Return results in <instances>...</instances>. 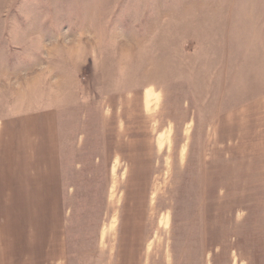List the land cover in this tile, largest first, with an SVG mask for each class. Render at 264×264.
<instances>
[{
    "label": "rangeland",
    "instance_id": "1",
    "mask_svg": "<svg viewBox=\"0 0 264 264\" xmlns=\"http://www.w3.org/2000/svg\"><path fill=\"white\" fill-rule=\"evenodd\" d=\"M43 108L67 264H264V0H0V117Z\"/></svg>",
    "mask_w": 264,
    "mask_h": 264
},
{
    "label": "crops",
    "instance_id": "2",
    "mask_svg": "<svg viewBox=\"0 0 264 264\" xmlns=\"http://www.w3.org/2000/svg\"><path fill=\"white\" fill-rule=\"evenodd\" d=\"M63 206L56 110L0 117V264H67Z\"/></svg>",
    "mask_w": 264,
    "mask_h": 264
},
{
    "label": "bare ground",
    "instance_id": "3",
    "mask_svg": "<svg viewBox=\"0 0 264 264\" xmlns=\"http://www.w3.org/2000/svg\"><path fill=\"white\" fill-rule=\"evenodd\" d=\"M146 101L149 103L151 102V99H152V94L150 93V91H147L146 94Z\"/></svg>",
    "mask_w": 264,
    "mask_h": 264
}]
</instances>
